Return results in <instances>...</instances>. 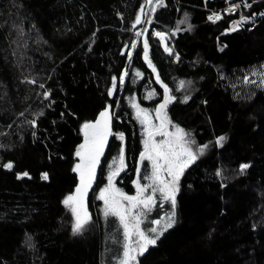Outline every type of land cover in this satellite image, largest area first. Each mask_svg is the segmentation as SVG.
<instances>
[{
	"label": "trees",
	"instance_id": "trees-1",
	"mask_svg": "<svg viewBox=\"0 0 264 264\" xmlns=\"http://www.w3.org/2000/svg\"><path fill=\"white\" fill-rule=\"evenodd\" d=\"M225 3L163 0L149 17L145 0H0V264H120L123 229L103 216L97 195L121 147L126 168L118 188L135 195L136 168L141 177L150 171L139 161L144 128L132 107L140 104L154 119L163 99L144 60L143 35L136 36L148 18L149 59L176 97L168 116L208 148L180 178L176 224L139 264H264V19L253 31L228 33L231 18L212 24L205 10ZM261 9L264 0L255 6ZM155 32L169 33L171 53ZM180 80L191 84L178 90ZM109 105L113 135L86 198L93 229L73 234L63 200L79 183L72 169L81 128ZM244 163L250 167L241 173ZM162 205L169 206L157 195L152 216Z\"/></svg>",
	"mask_w": 264,
	"mask_h": 264
},
{
	"label": "snow or ice",
	"instance_id": "snow-or-ice-1",
	"mask_svg": "<svg viewBox=\"0 0 264 264\" xmlns=\"http://www.w3.org/2000/svg\"><path fill=\"white\" fill-rule=\"evenodd\" d=\"M145 3L149 6L150 12L144 13L143 8H141V12L145 16L150 17V13L155 12L156 6L163 5V0H155V3L153 0H145ZM250 6L245 0V7ZM238 7L239 5L233 4L229 11H233ZM214 18L220 19L221 17L216 13L208 17L209 20H213ZM244 19L246 18L242 16L241 20ZM141 22V16L138 15L135 24H140ZM151 22V19L148 18L147 23ZM178 23H187V14ZM237 26L238 22H234L230 30L235 31ZM188 28H191V24H188ZM180 30L179 27L175 29V31ZM141 35H143L142 32L136 33L137 37ZM154 35L163 41L169 33L155 32ZM131 47L135 48L136 43L133 42ZM148 49V40L144 39V60L152 68L153 72H156L155 66L149 59ZM164 50L171 53V49L167 45H165ZM128 56L131 59V53ZM176 58L179 59L178 56ZM127 75L128 72L125 69L123 76L120 77L121 84L124 83V77ZM261 75L264 77V74ZM136 76H142V73L137 71ZM116 80V77L112 78V88L108 92L109 96L113 95L116 90ZM156 80L161 84L164 92L162 101L155 108L154 119L148 109L142 108L138 103L132 104V107L136 109L137 119L144 128V139L142 141L143 151L139 153V161L141 164L148 161L150 171L141 177L140 167L136 168V179L132 181L136 189L135 195H128L121 188H118L115 179L126 168L124 149L121 147L119 149L118 159L113 158L111 164H109V172L106 177L107 184L100 189L99 196L97 197L104 202V216L106 218L108 216L116 217L123 229L124 244L120 264H139L138 257L147 252L149 246L155 245L164 232L176 224V195L179 192L180 178L185 170L194 164L208 148L207 144L197 145L190 133L186 132L180 125L174 124L169 118L167 109L176 97L171 94V89L168 85L161 81L158 73L156 74ZM245 81L255 83V81H249L247 77H245ZM188 84H191V81L180 80L178 82V90L184 89ZM261 84H264V78L261 79ZM155 94L153 90L148 94V98H152ZM48 95L49 93H45V97ZM188 99L190 97L186 95L184 102H187ZM110 109L111 105L105 107L99 113L98 118L85 122L81 128L83 132V143H80L75 150V156L78 160L72 169L73 172L78 174L79 183L75 191L67 195L63 200L64 205L70 209L74 217V223L72 225L73 234L82 233L91 221L86 198L93 183L96 181L97 169L100 166L101 157L104 155L108 139L113 135L112 113ZM30 123L34 125L35 121H31ZM117 135L121 141L124 140L123 133H118ZM157 137L160 139H157ZM225 140V136H219L217 137L216 144L222 146ZM4 167L11 169L13 165L9 162ZM239 167L240 172L243 173L250 165L244 163ZM217 174L219 175V173ZM22 176H28V173L24 172ZM42 178L47 180L48 173H43ZM142 179L146 183H142ZM158 193L164 202L170 204L171 211L165 213L163 218L151 221L156 227H150L145 230L141 225L145 216L157 205Z\"/></svg>",
	"mask_w": 264,
	"mask_h": 264
},
{
	"label": "built area",
	"instance_id": "built-area-1",
	"mask_svg": "<svg viewBox=\"0 0 264 264\" xmlns=\"http://www.w3.org/2000/svg\"><path fill=\"white\" fill-rule=\"evenodd\" d=\"M154 1L155 0H153V2ZM246 2L251 6L245 7V0H226V3L223 7L214 9L206 8L205 10L207 12V19L214 13L219 14L221 18H214L213 20L208 19V21L212 24H218L226 18H231L229 27L227 29L228 33L245 28H248L249 31H253L264 19V9L255 11V6L258 4V0H246ZM233 4L239 5V7L233 11H229ZM242 16L246 19L241 20ZM234 22H238V26L235 31H232L230 29L232 28ZM138 32H142V29H140Z\"/></svg>",
	"mask_w": 264,
	"mask_h": 264
},
{
	"label": "rangeland",
	"instance_id": "rangeland-1",
	"mask_svg": "<svg viewBox=\"0 0 264 264\" xmlns=\"http://www.w3.org/2000/svg\"><path fill=\"white\" fill-rule=\"evenodd\" d=\"M139 38H140V36H139ZM131 57H132V52H131ZM121 85H123V84H121ZM93 185H94V183H93ZM91 190V189H90ZM90 190H89V192H90ZM88 192V193H89ZM157 195H159V193L157 194ZM99 196V193H98V195H97V197ZM98 199V198H97ZM98 201H100L101 203H102V214H103V216H104V202L102 201V200H99L98 199ZM167 204L169 205V206H167L166 208H164V206H163V208H164V211H162V212H164V213H162V212H160V213H158L157 214V217L155 218L154 217V215L152 216V212H153V210H154V208H153V210L150 212V213H148V216H149V220H148V216L146 215L145 216V218H144V221H143V223H142V225H141V227L143 228V229H145V230H147V229H149L150 227H156V225H153L152 223H151V221H153V220H156V219H161V218H163L164 216H165V213H168V212H170L171 211V206H170V204L167 202ZM160 205V204H159ZM159 207V206H158ZM91 216V215H90ZM105 217V216H104ZM147 220L150 222V224L149 225H147L146 224V222H147ZM118 223H119V221H118ZM91 224H93V220H92V218H91V221H90V223H89V225H87L86 226V228H85V230L83 231V232H89L90 230H92L93 229V227H92V225ZM162 224H163V220H162ZM94 225V224H93ZM113 226V225H112ZM162 226V225H161ZM115 228V227H114ZM169 230V229H168ZM167 230V231H168ZM165 233V232H164ZM120 248V247H119ZM118 253H120V251H117L116 253H115V257H118L119 256V254ZM113 259H115V258H113Z\"/></svg>",
	"mask_w": 264,
	"mask_h": 264
},
{
	"label": "water",
	"instance_id": "water-1",
	"mask_svg": "<svg viewBox=\"0 0 264 264\" xmlns=\"http://www.w3.org/2000/svg\"><path fill=\"white\" fill-rule=\"evenodd\" d=\"M150 29H151V24L149 23L148 26H147V29H146L145 33L143 34V37H142L143 42H144V39L147 38V35H148ZM157 40L160 42V44H161V46H162V49L164 50V49H165V45H167V37H166L165 40H163V41H161L160 38L157 37ZM148 51H149V49H148ZM164 51H165V50H164ZM151 69H152V68H151ZM153 73H154V76H155V78H156V74H157V72H153ZM123 74H124V72H123ZM122 76H123V75H122ZM126 77H127V76L124 77V82H125V80H126ZM123 84H124V83H123ZM110 138H111V136L109 137L108 141L110 140ZM102 157H103V156H102ZM102 157H101V159H102Z\"/></svg>",
	"mask_w": 264,
	"mask_h": 264
}]
</instances>
